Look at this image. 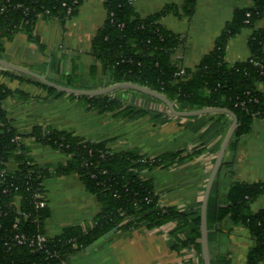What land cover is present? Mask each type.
<instances>
[{"label": "trees", "instance_id": "trees-1", "mask_svg": "<svg viewBox=\"0 0 264 264\" xmlns=\"http://www.w3.org/2000/svg\"><path fill=\"white\" fill-rule=\"evenodd\" d=\"M83 1L0 0V41L24 32L39 44L33 33L40 17L55 18L65 24L78 14ZM251 1L250 6L235 10L215 40L213 50L193 68H187L176 59L177 52L186 44V38L169 30L162 21L168 14L179 13V10L184 16L191 17L195 0H186L181 9L168 5L147 17L137 13L134 0H104L108 18L92 40V56L97 65L91 67V79L99 80L94 88L133 83L165 95L177 111L228 109L238 119V128L228 147V150H235L240 138L251 132L254 121L264 119V94L259 89L264 86V25L257 27L264 22V0ZM244 29L251 30L248 39L250 56L243 61L228 63L227 46ZM39 48L46 55L45 48L42 45ZM55 59L51 57V62ZM98 67L103 74L100 79ZM9 73L13 72L0 67V76ZM15 76L20 81L37 84L54 97L79 98L87 110L115 113L116 117L128 121L150 116L154 121L165 123L168 118L175 117L160 99L137 90L121 88L112 95L77 96L58 91L27 75L21 77L16 73ZM64 78L66 85L71 86L83 77L72 71ZM118 92L131 93L133 98L122 99ZM15 95L24 101L30 97L23 90H13L0 83V264H64L69 256L84 251L114 229L124 232L143 227L155 230L167 224L175 225L169 232L170 248L178 253L194 251L198 264H203L202 204L197 208L164 206L153 180L143 177L144 171L191 161L203 151L182 150L148 157L135 149L116 151L108 141L91 142L68 131L36 126L22 133L13 125L5 108V101ZM137 97L144 98V103L140 105ZM159 105L165 112L159 110ZM228 115L218 113L213 116L223 118ZM17 137L21 139L17 141ZM27 140L64 154L66 162L38 164L31 155ZM11 162L15 164L13 169L9 168ZM228 166L224 160L210 194L208 238L214 239L226 219L241 224L254 241L247 255V264H264V209L255 212L251 208L264 195V184L235 181L223 192L220 175ZM68 175L80 177L85 189L101 204V212L92 227L86 230L66 227L59 235L50 237L45 223L51 218L52 211L47 206L44 183L48 178ZM40 201L45 202L44 207H37ZM18 234L28 239L39 234L47 236L49 254L37 252L28 245H15L13 239ZM211 263L231 262L228 256H214L211 252ZM184 264H193V261L190 259Z\"/></svg>", "mask_w": 264, "mask_h": 264}, {"label": "crops", "instance_id": "crops-1", "mask_svg": "<svg viewBox=\"0 0 264 264\" xmlns=\"http://www.w3.org/2000/svg\"><path fill=\"white\" fill-rule=\"evenodd\" d=\"M185 1L134 0L133 6L141 17H147L168 5L181 9ZM195 1V10L191 17L184 16L179 10V13L168 14L162 21L169 30L186 38V44L177 52L176 59L187 68H193L202 57L213 50L215 40L221 35L226 23L232 19L235 10L252 3L251 0ZM200 6L205 8L203 20L211 19L209 33L199 28H181L178 22L190 23ZM107 18L104 0H84L78 14L65 24L55 18L40 17L33 33L39 44L30 40L29 35L24 32L17 33L12 38L2 39L0 59L63 86L67 85L62 84L60 80L65 81L64 75L72 71L92 80L91 67L97 65L92 56V40ZM263 25L264 22H260L257 27L261 28ZM246 31L244 29L230 40L226 50L228 63L243 61L250 56L248 39L251 30ZM39 45L45 48L46 55L41 53ZM51 57L56 59L51 62ZM9 71L13 73L1 75L0 83L30 95L29 102L18 95L5 101L9 117L19 132H29L36 126L68 131L87 141H108L116 151L135 149L148 157L182 150H201L203 154L191 161L169 168L144 171L143 177L153 180L164 206L197 208L202 204L217 154L232 122L231 116H213L218 113L192 117L175 115L165 123L145 116L136 121H128L116 117L115 113L101 114L96 110H87L84 101L79 98L71 99L68 95L54 97L37 84L20 81L15 76L16 73L21 77L25 74ZM97 71L98 78H102L101 67H98ZM93 81L97 83L99 80ZM259 89L264 94V86L261 85ZM132 96L131 93L122 92L120 98L130 100ZM136 99L140 105L145 101L141 97ZM159 110L165 112L164 107L160 105ZM26 142L31 145V155L40 165H58L67 160L66 157L58 159V151L49 147L31 140ZM224 160L229 166L223 169L220 175L223 192L235 181L264 184V119L254 121L251 132L240 138L235 150H227ZM9 168H15V164L9 163ZM44 185L47 206L52 211L51 218L45 223L48 236H57L66 227H80L85 230L92 227L95 217L101 212V204L85 189L78 175L48 178ZM55 203H65L70 207L63 212L59 221L54 220ZM251 208L255 212L263 210L264 195L255 201ZM174 226L167 224L155 230L143 227L127 232L116 229L93 249H85L69 256L64 264H184L190 259L193 264H198L199 259L194 251L178 253L170 248L169 232ZM209 242L213 255L228 256L230 264H247V255L254 245L249 231L230 219L223 222L221 231Z\"/></svg>", "mask_w": 264, "mask_h": 264}, {"label": "water", "instance_id": "water-1", "mask_svg": "<svg viewBox=\"0 0 264 264\" xmlns=\"http://www.w3.org/2000/svg\"><path fill=\"white\" fill-rule=\"evenodd\" d=\"M0 67L13 70L16 72H19L21 74L28 75L34 79L39 80L40 82L48 85L49 87H52L58 91L65 92L68 94H73L77 96H89V97H94V96H101L104 94L112 93L118 89L121 88H128V89H133L140 91L142 93L151 95L153 97H156L160 99L170 110L171 113L178 117H192V116H199L203 114H209V113H226L229 114L232 117V122L230 124L229 130L224 138V141L222 143V146L217 154L215 164L213 166L210 178L208 180L203 202H202V208H201V247H202V259H203V264H212L211 263V246L208 238V203H209V198L210 194L214 185V182L221 170L222 163L225 159L229 144L238 128V119L236 115L228 110V109H223V108H206L202 110H197V111H177L176 108L174 107L173 103L163 94L158 93L156 91H153L149 88L133 84V83H118L114 84L108 87H104L102 89L98 90H79V89H74L70 88L67 86L59 85L57 83H53L49 81L46 77H43L41 75H38L30 70H27L25 68L16 66L11 64L10 62L0 59ZM116 229L110 231L109 233L105 234L104 236L100 237L97 239L94 243L89 245L86 250L89 251L93 249L95 246L99 245L102 243L110 234H112Z\"/></svg>", "mask_w": 264, "mask_h": 264}, {"label": "rangeland", "instance_id": "rangeland-1", "mask_svg": "<svg viewBox=\"0 0 264 264\" xmlns=\"http://www.w3.org/2000/svg\"><path fill=\"white\" fill-rule=\"evenodd\" d=\"M205 14V8H203L202 6L199 7V9L197 10V15L194 17V19L189 23V22H178V25L180 24L181 28H199V30L203 31L205 30L206 32L209 33L210 31V22L211 19L209 20H203ZM182 30V29H181ZM246 32H250L249 29H246ZM82 77V76H81ZM52 78V77H51ZM62 84H66L65 81L60 80ZM65 82V83H64ZM60 83V82H59ZM97 83H95L93 80L87 79V78H81L80 82H78L76 85H71V86H67L70 88H74V89H79V90H98L95 89L94 87L96 86ZM121 90V89H119ZM133 90V89H131ZM118 91V90H116ZM118 95H121V92H118ZM29 102V101H27ZM58 159H60V157H66L64 154L58 152ZM46 181V180H45ZM55 207H56V214L54 216V220L55 221H59L63 215V212L68 210L67 205L64 204H57L55 203Z\"/></svg>", "mask_w": 264, "mask_h": 264}, {"label": "built area", "instance_id": "built-area-1", "mask_svg": "<svg viewBox=\"0 0 264 264\" xmlns=\"http://www.w3.org/2000/svg\"><path fill=\"white\" fill-rule=\"evenodd\" d=\"M71 12V8H69L68 13ZM249 16V15H248ZM181 74H184V71L181 72ZM20 137H17L16 140H20ZM45 206V202H38L37 203V207H44ZM15 245H28L30 248L36 250L37 252L40 251H45L47 254H49V251L47 250V246H48V238L45 235H37L34 236L31 239H28L25 235H16L13 239Z\"/></svg>", "mask_w": 264, "mask_h": 264}]
</instances>
